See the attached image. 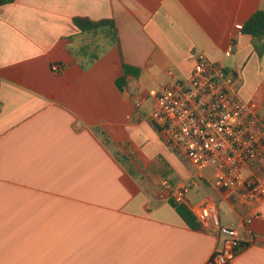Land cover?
<instances>
[{"label": "crops", "instance_id": "obj_1", "mask_svg": "<svg viewBox=\"0 0 264 264\" xmlns=\"http://www.w3.org/2000/svg\"><path fill=\"white\" fill-rule=\"evenodd\" d=\"M259 9L264 0L1 5L0 264H205L223 235L190 228L160 185L192 177L186 206L211 200L220 224L239 231L229 264H264V201L239 204L216 189L212 168L199 172L171 150L145 109L159 82L190 77L200 51L233 72L239 97L264 119V38L241 32ZM77 16L112 20L118 43L80 31ZM87 45L98 51L91 62ZM123 64L139 75L119 88Z\"/></svg>", "mask_w": 264, "mask_h": 264}, {"label": "built area", "instance_id": "obj_2", "mask_svg": "<svg viewBox=\"0 0 264 264\" xmlns=\"http://www.w3.org/2000/svg\"><path fill=\"white\" fill-rule=\"evenodd\" d=\"M233 46L234 38H230L226 56L232 54ZM193 60L188 79L159 82L149 91L153 99L149 119L165 144L185 156L197 171L212 168L216 189L226 191L233 202L257 205L264 201V119L258 116L255 102L239 97L232 71L200 51L194 52ZM144 102L138 98L135 106ZM255 165L260 174L252 171ZM195 183L192 177L179 184L163 179L160 185L164 198L188 205L187 194ZM192 212L201 227L223 235L221 248L205 264L232 262L242 248L238 229L220 224L218 208L211 200L201 201Z\"/></svg>", "mask_w": 264, "mask_h": 264}, {"label": "trees", "instance_id": "obj_3", "mask_svg": "<svg viewBox=\"0 0 264 264\" xmlns=\"http://www.w3.org/2000/svg\"><path fill=\"white\" fill-rule=\"evenodd\" d=\"M14 0H0V6L6 3H10ZM73 23L82 32L91 33L93 35L98 32H104V36L108 38L109 43H118V37L115 29L114 22L109 19L102 20H91L87 17H74ZM243 34L251 35L253 38H264V10H256L243 24L241 27ZM97 46L94 49L97 50ZM84 50H91L92 57L90 62L98 57V51H93V47L87 45ZM257 50L261 52L262 48L257 47ZM102 50H99V52ZM123 75L118 77L116 83L119 88H123L127 84L126 76L130 75L137 77L139 75V69L133 66L123 64ZM106 141L107 137L104 136ZM170 204L175 208L176 212L184 220V222L192 229L200 228V225L193 214V212L184 204H175L170 201Z\"/></svg>", "mask_w": 264, "mask_h": 264}, {"label": "rangeland", "instance_id": "obj_4", "mask_svg": "<svg viewBox=\"0 0 264 264\" xmlns=\"http://www.w3.org/2000/svg\"><path fill=\"white\" fill-rule=\"evenodd\" d=\"M91 38V37H90ZM89 38V39H90ZM98 42L99 43H102V42H104V39H98ZM149 105H147V107L145 108L146 110H148V111H150V109H151V101H149V103H148ZM23 248H25V247H23ZM29 252V251H28ZM38 253H39V250L37 251ZM21 254H24V250H22V248L20 249V251L18 252V255H21ZM34 258V256H31V254H30V259L29 260H32Z\"/></svg>", "mask_w": 264, "mask_h": 264}]
</instances>
